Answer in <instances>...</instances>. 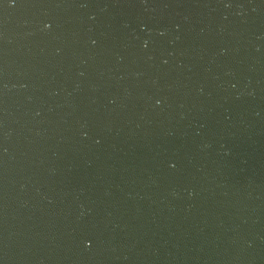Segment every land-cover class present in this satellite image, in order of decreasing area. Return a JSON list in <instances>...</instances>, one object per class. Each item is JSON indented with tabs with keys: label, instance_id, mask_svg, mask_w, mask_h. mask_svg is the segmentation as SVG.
<instances>
[{
	"label": "water",
	"instance_id": "water-1",
	"mask_svg": "<svg viewBox=\"0 0 264 264\" xmlns=\"http://www.w3.org/2000/svg\"><path fill=\"white\" fill-rule=\"evenodd\" d=\"M0 264H264V0H0Z\"/></svg>",
	"mask_w": 264,
	"mask_h": 264
}]
</instances>
